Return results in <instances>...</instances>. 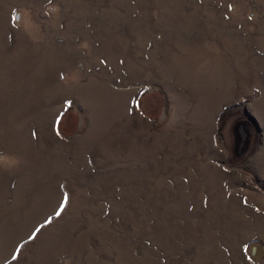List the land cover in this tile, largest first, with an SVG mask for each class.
<instances>
[{"label":"rangeland","instance_id":"374dc122","mask_svg":"<svg viewBox=\"0 0 264 264\" xmlns=\"http://www.w3.org/2000/svg\"><path fill=\"white\" fill-rule=\"evenodd\" d=\"M0 264H264V0H0Z\"/></svg>","mask_w":264,"mask_h":264},{"label":"water","instance_id":"95a60500","mask_svg":"<svg viewBox=\"0 0 264 264\" xmlns=\"http://www.w3.org/2000/svg\"><path fill=\"white\" fill-rule=\"evenodd\" d=\"M250 120L257 126V121L253 115L245 111ZM252 125L249 120H237L232 126L233 154L236 158L246 155L251 142Z\"/></svg>","mask_w":264,"mask_h":264}]
</instances>
